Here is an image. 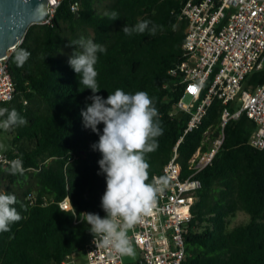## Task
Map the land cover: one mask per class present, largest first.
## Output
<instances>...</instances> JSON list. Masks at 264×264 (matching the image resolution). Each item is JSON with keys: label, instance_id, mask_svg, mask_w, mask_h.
Wrapping results in <instances>:
<instances>
[{"label": "trees", "instance_id": "16d2710c", "mask_svg": "<svg viewBox=\"0 0 264 264\" xmlns=\"http://www.w3.org/2000/svg\"><path fill=\"white\" fill-rule=\"evenodd\" d=\"M74 2L77 15L71 10ZM181 5L182 0H62L49 24L28 28L8 60L14 96L0 102V108H14L28 121L0 130L7 147L3 152L22 160L25 170L11 175L10 164H0V192L16 196L12 207L22 216L10 231L0 232V264H64L73 254L85 256L93 235L80 213L106 217L101 207L106 180L97 174L102 157L91 147L99 136L84 128L81 116L93 93L68 64L76 47H67L69 41L83 37L106 47V53H97L94 66L101 88L96 95L107 99L121 89L144 91L152 98L163 135L156 138L158 149L145 156L150 166L146 183L162 175L175 147L184 178L193 153L208 146L202 144L204 133L217 135L224 107L220 100L214 99L187 133L190 115L176 108L183 87L168 71L182 54L187 20L180 18ZM113 10L119 13L114 21L104 15ZM143 20L159 26L155 36L122 31ZM20 49L30 53L22 67L16 63ZM263 81L264 69L254 71L244 88L254 89ZM235 108L229 104L230 111ZM97 127L102 134L103 123ZM254 129L244 113L228 121L212 164L196 176L201 188L191 208L183 264H264V150L249 144ZM64 199L71 209L60 208ZM239 212L248 214L249 221L230 227Z\"/></svg>", "mask_w": 264, "mask_h": 264}, {"label": "built area", "instance_id": "2783aa9c", "mask_svg": "<svg viewBox=\"0 0 264 264\" xmlns=\"http://www.w3.org/2000/svg\"><path fill=\"white\" fill-rule=\"evenodd\" d=\"M47 1V18L42 24L51 22L62 0ZM78 8L77 2L71 4L73 12ZM180 18L187 20L181 59L168 74L178 78L183 87L176 108L190 115L184 132L201 122L214 99L220 100L224 107L217 135L212 138V131L204 133L202 144L208 146L193 153L184 178L180 176L176 147L163 167L161 176L168 178V185L157 196L150 214L128 230L138 250L134 264L185 262L191 208L201 188L196 176L212 164L223 143L228 121L244 113L255 125L249 144L264 150V81L254 89L244 88L250 73L264 69V0H182ZM19 45L0 58V102H8L14 96L8 60ZM187 96L190 101L185 103ZM230 103L237 105L234 111H230ZM11 161L0 150V164ZM59 206L63 210L71 209L68 199ZM92 241L93 237L85 251L87 264H128L111 248H97Z\"/></svg>", "mask_w": 264, "mask_h": 264}, {"label": "clouds", "instance_id": "9594fccd", "mask_svg": "<svg viewBox=\"0 0 264 264\" xmlns=\"http://www.w3.org/2000/svg\"><path fill=\"white\" fill-rule=\"evenodd\" d=\"M104 15L113 21L119 18L115 10ZM158 27L150 20H143L133 26H123L122 31L127 36L145 31L155 36ZM66 46H76L68 58V64L78 74L79 83L93 93L86 98L91 103L81 110V116L84 128L99 136L91 147L101 153L97 174L104 175L106 180V190L101 198L106 217L82 212L80 219L90 226L88 230L97 248H111L120 256L135 258L136 251L128 230L150 214L157 196L169 183L164 176L153 177L150 183H146L150 166L145 156L158 149L156 138L163 135L159 113L152 98L144 91L131 94L116 89L107 99L96 95L101 88L94 66L98 62L97 53L107 52L105 46L83 37L69 41ZM29 56L30 53L20 49L16 56L17 66L22 67ZM27 123L16 109L0 108V130L8 131ZM101 123L104 125L102 134L97 127ZM0 150L6 151V145L0 143ZM7 171L11 175H23L22 160H12ZM16 203L18 201L14 194L0 192V232L10 231V224L22 219L17 209L12 207Z\"/></svg>", "mask_w": 264, "mask_h": 264}, {"label": "water", "instance_id": "95a60500", "mask_svg": "<svg viewBox=\"0 0 264 264\" xmlns=\"http://www.w3.org/2000/svg\"><path fill=\"white\" fill-rule=\"evenodd\" d=\"M47 2V0H0V58L22 42L30 26L42 24L47 18ZM66 261H69V258Z\"/></svg>", "mask_w": 264, "mask_h": 264}, {"label": "rangeland", "instance_id": "374dc122", "mask_svg": "<svg viewBox=\"0 0 264 264\" xmlns=\"http://www.w3.org/2000/svg\"><path fill=\"white\" fill-rule=\"evenodd\" d=\"M190 101V98L187 96L184 99L185 103H188ZM2 135V139H5V136L3 135V133H1ZM249 221V215L244 213V212H239L237 213V215L234 218H231V223H230V227H233L237 224H244L247 223ZM134 247V246H133ZM135 251H136V256L135 258L133 257H128V256H122L123 260L127 263H133L136 258H137V249L134 247ZM65 264H87L86 263V258L84 255L80 254V253H76L73 254L70 258L69 261H65Z\"/></svg>", "mask_w": 264, "mask_h": 264}, {"label": "crops", "instance_id": "0c3cea01", "mask_svg": "<svg viewBox=\"0 0 264 264\" xmlns=\"http://www.w3.org/2000/svg\"><path fill=\"white\" fill-rule=\"evenodd\" d=\"M234 106L237 107V105H235V104H234ZM1 137H2V135H0V138H1ZM0 140H1V139H0ZM4 140H5V139H4ZM1 143H2V142H1ZM2 151H3V150H2ZM3 153H4V152H3ZM4 154H5V153H4ZM5 155H6V154H5ZM137 257H138V251H137ZM135 261H136V260H135ZM135 261H134V262H135ZM66 262H67V261H66ZM134 262H133V263H128V264H134ZM64 264H65V262H64Z\"/></svg>", "mask_w": 264, "mask_h": 264}]
</instances>
